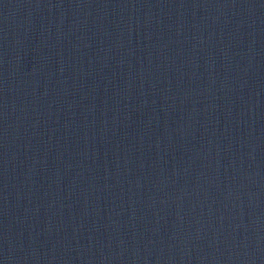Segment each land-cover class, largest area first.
Instances as JSON below:
<instances>
[{
	"label": "water",
	"instance_id": "1",
	"mask_svg": "<svg viewBox=\"0 0 264 264\" xmlns=\"http://www.w3.org/2000/svg\"><path fill=\"white\" fill-rule=\"evenodd\" d=\"M0 264H264V0H0Z\"/></svg>",
	"mask_w": 264,
	"mask_h": 264
}]
</instances>
